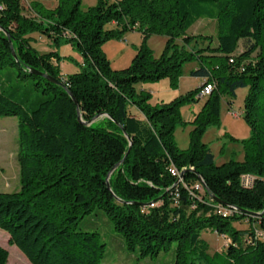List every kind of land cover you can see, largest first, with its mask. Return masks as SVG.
I'll return each instance as SVG.
<instances>
[{
	"label": "trees",
	"instance_id": "trees-1",
	"mask_svg": "<svg viewBox=\"0 0 264 264\" xmlns=\"http://www.w3.org/2000/svg\"><path fill=\"white\" fill-rule=\"evenodd\" d=\"M23 1L0 0V70L15 67L20 79H38L44 97L28 110L0 88V117H16L18 136L19 190L0 192V229L8 244L31 264H101L106 245L99 232L78 228L99 209L138 258L174 246L171 264H264V0H96L86 10L82 0H56L53 8L43 0H28L24 8ZM212 5L219 8L214 45L210 35L187 34ZM134 30L142 42L131 63L111 69L100 46ZM34 32L72 43L80 68L62 76L58 51L33 47ZM152 35L166 38L158 57L147 45ZM190 62L198 64L190 75L203 81L185 94L151 104L150 92L136 90L138 83L164 78L177 87ZM207 83L214 87L202 97ZM241 88H247L242 119L250 135L230 137L242 146L241 160L216 164L202 137L219 123L221 101L230 106ZM202 98L185 121L180 107ZM77 108L83 122L94 121L80 122ZM177 125L192 126L185 149L174 140ZM125 134L132 142L126 156ZM122 159L108 189L107 174ZM243 220L248 228L233 226ZM206 230L227 238L226 247L210 254L201 236ZM8 255L0 246V264Z\"/></svg>",
	"mask_w": 264,
	"mask_h": 264
},
{
	"label": "rangeland",
	"instance_id": "rangeland-1",
	"mask_svg": "<svg viewBox=\"0 0 264 264\" xmlns=\"http://www.w3.org/2000/svg\"><path fill=\"white\" fill-rule=\"evenodd\" d=\"M96 0H82L80 8L86 10L94 5ZM24 8L27 5L26 0L23 1ZM212 10L203 12L200 17L189 29L188 35H210L213 37V45L216 43L217 22L213 15L219 11L218 6H211ZM204 10V9H202ZM212 17V18H211ZM106 29H113L115 25L107 24ZM31 45L38 49L41 53L57 50L60 55L59 68L62 76H67L76 72L83 60L72 43L67 42L63 38L55 43L47 36L39 32H34ZM165 37L161 35H153L147 41V45L152 49L155 57H158L164 48ZM142 42L141 32L126 31L122 33L120 38H110L101 46V51L110 62L113 70L122 69L128 66L137 49ZM182 45L181 40H177ZM205 44L203 41L197 43ZM190 46H193L190 45ZM243 50L242 42L239 44L237 51ZM198 67L196 62L186 63L182 69V75L179 78L178 86L173 88L170 86L167 78L157 82L138 83L135 85L136 90H145L150 92L151 104L169 102L172 99L185 94L187 91L197 87L200 78L190 75V71ZM18 71L15 67H5L0 70V88L5 95L11 97L14 101L23 104L26 109L30 110L35 107L37 102L43 98L40 88L35 83L38 79L25 78L20 79L17 75ZM201 85V84H200ZM199 86V85H198ZM247 94V88H241L237 91L235 98L228 106L225 100L221 101L220 119L217 125L210 126L203 134L202 141L207 144L214 154L216 164H221L229 159L241 160L243 156L242 146L239 142L230 141V137L239 140L247 139L250 135L249 127L243 121V101ZM204 99H200L197 103L182 105L180 107L181 117L185 121L193 118L195 111H198ZM135 112L137 110L133 108ZM237 116H235V115ZM191 125H177L174 130V140L177 146L185 149L189 143V131ZM18 153V136H17V119L16 117H0V192H14L19 190V167L17 163ZM247 183L248 180H243ZM203 195V189L199 188V196ZM233 226L237 229L248 228L247 221L234 222ZM78 228L84 231H97L100 234L101 241L105 243V253L101 264H171L174 246L167 253H161L157 257L138 258L136 252L126 249L123 238L114 230L112 222L99 209H95L92 214L84 217L78 223ZM4 235L5 238H1ZM202 238L209 245V253L221 251L226 247L227 238L216 234L213 231H202ZM4 240L7 249V264H31L23 253L15 246L8 244V234L0 229V241Z\"/></svg>",
	"mask_w": 264,
	"mask_h": 264
},
{
	"label": "water",
	"instance_id": "water-1",
	"mask_svg": "<svg viewBox=\"0 0 264 264\" xmlns=\"http://www.w3.org/2000/svg\"><path fill=\"white\" fill-rule=\"evenodd\" d=\"M1 30H2V29H1ZM2 31L5 32V34L7 35L8 39L10 40L9 34H8L6 31H4V30H2ZM11 52H12L13 56L16 57V55H15V53H14V49H13L12 46H11ZM30 72H31L32 74L39 75V76L45 78V79L48 80L49 82H52V83H54V84H56V85H59V86H61V87H64V84H63L61 81L55 79L54 77H52V76L49 75V74L43 73V72H41V71H39V70H35V69H31ZM69 94H70V93H69ZM70 96H71L72 100H73V101L75 102V104H76V100H75L74 96H72V94H70ZM77 113H78V117H77L78 120H79L80 122H82L83 124H85V125H90V124L94 121V119H93V120L88 121V122H83L82 119H81V115H80V112H79V109H78V108H77ZM114 122H115V121H114ZM115 123H116L117 126L120 127L119 123H117V122H115ZM125 137L127 138L128 143H129V148H128L126 154H125V156H126V155L128 154V152H129V150H130V147H131V145H132V142H131L130 138H129L126 134H125ZM125 156H124V157H125ZM122 162H123V159L120 160L117 164H115V165L112 167V169L109 171V173L107 174V177H106V186H107L108 189H110L109 182H108V178H109L110 174H111V173L113 172V170H114L117 166H119ZM200 182H201L203 188H205V190L208 191V189H207V187L204 185V182L202 181V179H200ZM210 197H211V199H212L213 201L218 202V203L220 202V201H219L214 195L210 194Z\"/></svg>",
	"mask_w": 264,
	"mask_h": 264
},
{
	"label": "built area",
	"instance_id": "built-area-1",
	"mask_svg": "<svg viewBox=\"0 0 264 264\" xmlns=\"http://www.w3.org/2000/svg\"><path fill=\"white\" fill-rule=\"evenodd\" d=\"M213 87H214V85L211 84V83H207L205 85H202V90L200 92V96H202V97L203 96H207L210 93V91L212 90ZM233 115H235V114H233ZM235 116H237V115H235ZM170 173L172 175H174V176H177L178 177V181L182 180V178L180 176V173L178 171H176L175 169H170ZM200 187L201 186L199 184L195 185V188H197V189H199Z\"/></svg>",
	"mask_w": 264,
	"mask_h": 264
},
{
	"label": "crops",
	"instance_id": "crops-1",
	"mask_svg": "<svg viewBox=\"0 0 264 264\" xmlns=\"http://www.w3.org/2000/svg\"><path fill=\"white\" fill-rule=\"evenodd\" d=\"M26 1H28V0H26ZM56 3H57V1L56 0H43L42 1V4L46 7V8H53L55 5H56ZM191 28V27H190ZM189 28V29H190ZM189 29H188V31H187V33L189 32ZM153 36V35H152ZM151 37V36H150ZM150 37H149V39H150ZM149 39H148V41H149ZM165 41H166V38H165V40H164V44H165ZM163 50V49H162ZM202 81L203 80H201L200 79V82H199V84L198 85H200L201 83H202ZM197 85V86H198ZM239 90V89H238ZM238 90H236V93H237V91ZM203 102V101H202ZM202 105V104H201ZM200 108H201V106H200ZM199 108V109H200ZM197 111H195V113H196ZM194 113V114H195ZM1 238H5V236L4 235H2L1 236ZM3 240V239H2ZM4 242V240L3 241H0V246H2V247H6V245L3 243Z\"/></svg>",
	"mask_w": 264,
	"mask_h": 264
}]
</instances>
